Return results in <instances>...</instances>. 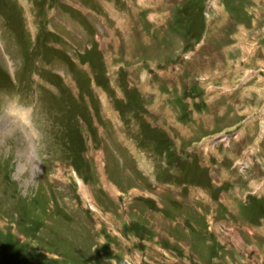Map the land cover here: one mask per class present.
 <instances>
[{
    "label": "rangeland",
    "instance_id": "374dc122",
    "mask_svg": "<svg viewBox=\"0 0 264 264\" xmlns=\"http://www.w3.org/2000/svg\"><path fill=\"white\" fill-rule=\"evenodd\" d=\"M168 259L264 264V0H0V264Z\"/></svg>",
    "mask_w": 264,
    "mask_h": 264
},
{
    "label": "clouds",
    "instance_id": "9594fccd",
    "mask_svg": "<svg viewBox=\"0 0 264 264\" xmlns=\"http://www.w3.org/2000/svg\"><path fill=\"white\" fill-rule=\"evenodd\" d=\"M37 156H40L39 153H37ZM42 157V156H41ZM21 167L24 169V172L22 173L23 176H30L33 180L35 179L36 175L39 172V167L33 163V161L29 156H26L21 162Z\"/></svg>",
    "mask_w": 264,
    "mask_h": 264
},
{
    "label": "crops",
    "instance_id": "0c3cea01",
    "mask_svg": "<svg viewBox=\"0 0 264 264\" xmlns=\"http://www.w3.org/2000/svg\"><path fill=\"white\" fill-rule=\"evenodd\" d=\"M239 252L241 253V250H240V249H239ZM240 253H237V255L240 256ZM228 256L231 257L230 259L233 258V256H231V255H228ZM226 258H227V256H226ZM233 259H234V258H233ZM168 260H169V261H167L168 264H173L172 261H171V259H168ZM230 261H231V260H230ZM242 262L244 263V260H243V259H242V261H240L239 263H240V264H243ZM186 263H187V262H186Z\"/></svg>",
    "mask_w": 264,
    "mask_h": 264
}]
</instances>
